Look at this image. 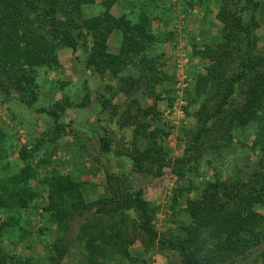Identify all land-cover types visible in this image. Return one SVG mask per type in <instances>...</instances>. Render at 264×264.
I'll return each mask as SVG.
<instances>
[{"label": "trees", "instance_id": "trees-1", "mask_svg": "<svg viewBox=\"0 0 264 264\" xmlns=\"http://www.w3.org/2000/svg\"><path fill=\"white\" fill-rule=\"evenodd\" d=\"M116 1L104 0L110 8ZM153 1L144 0L137 21H133L126 14L116 17L110 10L102 17L84 16V6L95 0H0V93L4 97L14 99L18 94L21 103L33 107L39 96L37 67H58L62 47L74 52L82 49L86 66L94 68L96 75L120 80L104 84L98 96L101 111L120 128L134 126L136 133H143L148 140L142 147L136 137L127 149L115 148V139L105 127L106 134L100 137L101 152L126 156L131 171L121 175L107 167V194L98 202H87L80 182L70 175L46 178L52 204L48 222L57 225L59 233L55 247L67 252L72 220L80 211L88 213L76 234L84 249L83 264H109L117 252L136 264L128 246L139 236L147 244L172 250L183 264H243L258 252L264 264V214L256 210L257 204L264 206V139L255 142L260 150L255 166L231 179L206 182L200 197L186 200L192 221L176 237L160 235L154 225L153 204L132 181L134 172L159 177L167 166L166 159L157 153L156 139L161 130H149L147 122L149 116L158 117L156 104L138 106L134 111L139 104L137 92L144 90L157 102L156 85L169 78L160 70V55L148 53L158 40L152 29L153 17L157 16ZM200 2L188 1L190 5ZM258 6L257 0H222L217 13L223 23L220 39L206 44L203 51H195L210 62L206 72L198 75L197 94L206 88L211 92L197 111L199 126L191 142L175 160V168L183 177L190 168L199 170L207 152L222 154L232 146L235 128L246 126L264 111V51L258 43ZM116 30L122 33V41L119 51L112 53L108 40ZM129 66L137 69V75L122 76ZM120 93L130 99L124 108L115 102ZM89 96L88 90L86 99ZM57 106L62 107L60 103ZM37 110L54 117L58 132L65 129L55 108ZM20 155L23 166L10 177L9 184L0 183L3 208L27 209L38 196L31 187L36 172L28 149H22ZM61 193L70 196L69 203L60 200ZM98 214L112 221L117 218L119 228L109 225L108 230L97 229ZM7 225L8 221L0 223V233ZM9 261L28 264L6 255L0 244V264Z\"/></svg>", "mask_w": 264, "mask_h": 264}, {"label": "rangeland", "instance_id": "rangeland-1", "mask_svg": "<svg viewBox=\"0 0 264 264\" xmlns=\"http://www.w3.org/2000/svg\"><path fill=\"white\" fill-rule=\"evenodd\" d=\"M143 1L117 0L110 8L104 0H95L84 6L83 14L102 17L110 10L116 17L126 14L137 21ZM188 1H153L158 17H153L152 29L158 40L149 47L148 53L160 55V70L169 78L157 83L155 91L160 96L157 102L144 90L135 95L139 100L135 112L138 106L146 108L156 104L159 115L156 118L149 116L147 122L150 123L149 130H161L156 139L157 153L166 159L167 166L159 177L134 172L132 181L153 204L154 225L166 238L180 235L181 228L191 223L186 200L200 197L206 182L231 179L255 166L260 155L259 145L257 147L255 142L264 139V111H260L249 124L235 128L234 144L222 154L207 152L199 170L190 168L183 177L175 168V160L183 156L199 126L197 111L200 104L211 92L206 88L197 94L198 75L206 72L210 62L195 51H203L206 44L219 40L223 26L217 17L222 0H202L195 5ZM257 2L258 43L264 51V0ZM121 41L122 33L114 31L108 40L109 51L117 53ZM58 53V67H37L39 96L33 107L21 103L18 94H14L13 99L0 93V183L9 184L10 177L23 166L20 151L26 148L36 172L30 180L31 187L38 193L27 209L0 205V223L8 221L0 233V244L6 255L28 264H83L85 261L84 249L76 234L83 217H87L84 214L88 213H75L68 234L67 252L57 250V225L48 222L52 204L46 178L70 175L80 182L87 202H98L107 194V167L121 175L131 171V161L126 156L101 152L100 137L106 134L105 127L108 126L115 139V148L127 149L136 137L141 143L139 146L148 143L143 133H136L134 126L120 128L101 111L99 93L107 81L117 84L119 78L108 75L102 79L96 75L94 68L86 66L82 49L74 52L62 47ZM130 73L137 75L138 71L129 66L121 75ZM88 90L90 96L86 99ZM126 99L120 93L115 102L124 108L125 101H130ZM40 107L55 108L60 114V122L66 125L65 129L58 132L54 117L38 111ZM59 198L65 203L71 200L67 193H61ZM256 210L264 214L263 205L257 204ZM95 219L97 229L108 230L112 225L119 228L117 218L112 221L110 217L98 214ZM98 243L102 244L101 240ZM128 249L136 264H183L178 254L156 244H147L143 236H139ZM129 259L117 252L109 264H130ZM243 264H262L259 252Z\"/></svg>", "mask_w": 264, "mask_h": 264}]
</instances>
